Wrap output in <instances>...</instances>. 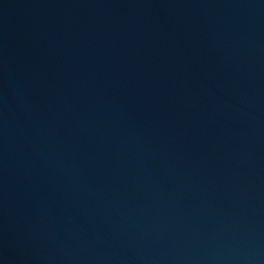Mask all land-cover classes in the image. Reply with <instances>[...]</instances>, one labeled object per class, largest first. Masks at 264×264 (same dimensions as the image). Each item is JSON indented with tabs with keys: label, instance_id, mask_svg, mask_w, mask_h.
Wrapping results in <instances>:
<instances>
[{
	"label": "water",
	"instance_id": "95a60500",
	"mask_svg": "<svg viewBox=\"0 0 264 264\" xmlns=\"http://www.w3.org/2000/svg\"><path fill=\"white\" fill-rule=\"evenodd\" d=\"M0 264H264V0H0Z\"/></svg>",
	"mask_w": 264,
	"mask_h": 264
}]
</instances>
